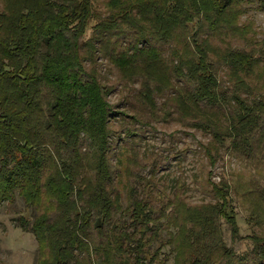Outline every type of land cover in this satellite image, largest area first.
Instances as JSON below:
<instances>
[{"label":"trees","instance_id":"16d2710c","mask_svg":"<svg viewBox=\"0 0 264 264\" xmlns=\"http://www.w3.org/2000/svg\"><path fill=\"white\" fill-rule=\"evenodd\" d=\"M0 2V202L17 191L36 210L20 222L53 264H161L165 243L186 230L199 237L220 219L236 236L223 175L208 180L214 202L201 214L180 197L141 196L137 183L120 210L109 154L116 131L95 67L101 53L127 81L160 72L166 87L139 96L152 107L161 97L163 114L208 135L200 146L210 167L223 146L264 163V40L242 19L244 3L264 10V0Z\"/></svg>","mask_w":264,"mask_h":264},{"label":"rangeland","instance_id":"374dc122","mask_svg":"<svg viewBox=\"0 0 264 264\" xmlns=\"http://www.w3.org/2000/svg\"><path fill=\"white\" fill-rule=\"evenodd\" d=\"M1 6L2 2L0 10ZM244 8L242 19L250 18L254 38L264 40V10L252 3H244ZM234 43L244 45L240 40ZM96 66L103 88L108 90L106 98L112 109L109 124L116 131L109 154L118 170L122 212H126L127 193L134 183L139 184L141 196L151 195L155 200L163 196L166 204L170 200L175 202L176 197L185 204L199 203L201 206L193 211L199 209L200 214L211 209L206 205L214 202L208 192L209 181L219 182L223 175L230 184L229 196L238 226L236 236H232L230 224L223 219L206 230L201 228L199 237L186 230L161 247V264H264L258 259L262 251L255 245L264 247V163L233 155L223 146L221 157L210 167L200 146L209 136L185 125L175 113L163 114L161 97L156 98L152 107L139 96L138 91L144 86L166 87L160 72L155 75L152 69L149 78L142 75L133 82L127 81L122 71L101 53L97 55ZM143 79L146 82L141 85ZM172 91L169 88L165 94ZM35 211L17 191L12 201L0 202V264H53L52 254L37 242L29 225L20 222L21 216L31 221ZM184 212L183 209L181 214ZM206 254L209 256L203 259ZM95 264L102 263L97 260Z\"/></svg>","mask_w":264,"mask_h":264}]
</instances>
